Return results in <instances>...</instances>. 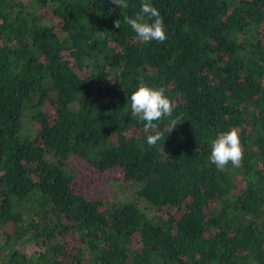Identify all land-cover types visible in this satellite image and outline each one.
<instances>
[{"label": "trees", "instance_id": "16d2710c", "mask_svg": "<svg viewBox=\"0 0 264 264\" xmlns=\"http://www.w3.org/2000/svg\"><path fill=\"white\" fill-rule=\"evenodd\" d=\"M128 2L0 0V264H264V0H150L167 39L143 45ZM141 77L184 119L155 147Z\"/></svg>", "mask_w": 264, "mask_h": 264}, {"label": "clouds", "instance_id": "9594fccd", "mask_svg": "<svg viewBox=\"0 0 264 264\" xmlns=\"http://www.w3.org/2000/svg\"><path fill=\"white\" fill-rule=\"evenodd\" d=\"M112 3L120 9L129 8L128 0H112ZM122 16L123 22L135 32L140 44L152 41L163 44L166 41L164 18L150 0H142L140 10L134 16L126 13H122ZM114 26L120 28L121 21L116 20ZM98 35L104 38V31H98ZM165 93L164 86H151L141 77L128 97L130 114L138 122L143 123L149 147H155L163 142L166 133H171L184 120L179 115L173 117L176 104ZM165 118H169V123L162 130L159 122ZM243 155L240 136L235 127L218 133L210 140L209 161L218 170L223 171L229 164L234 168L241 167Z\"/></svg>", "mask_w": 264, "mask_h": 264}, {"label": "rangeland", "instance_id": "374dc122", "mask_svg": "<svg viewBox=\"0 0 264 264\" xmlns=\"http://www.w3.org/2000/svg\"><path fill=\"white\" fill-rule=\"evenodd\" d=\"M77 170L78 172H82V167L78 168ZM110 183L114 185L112 186H113V190L115 193V197L117 198H120V197L121 198H132L136 193L135 186H133V184L130 182H127V181L122 182L121 180H116L115 182L114 180L113 181L111 180ZM30 250H31V246H28L27 251H30Z\"/></svg>", "mask_w": 264, "mask_h": 264}]
</instances>
